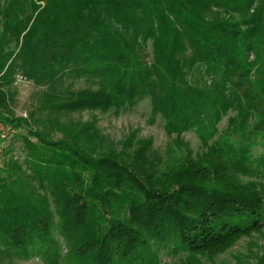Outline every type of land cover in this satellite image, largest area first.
I'll return each mask as SVG.
<instances>
[{
	"label": "trees",
	"instance_id": "16d2710c",
	"mask_svg": "<svg viewBox=\"0 0 264 264\" xmlns=\"http://www.w3.org/2000/svg\"><path fill=\"white\" fill-rule=\"evenodd\" d=\"M17 75L44 88L49 115L148 98L174 144L157 162L150 140L116 151L79 122L57 123L52 141L13 117ZM0 125L37 139L24 138L30 174L0 176V264H159L158 247L200 264L264 228V0H0Z\"/></svg>",
	"mask_w": 264,
	"mask_h": 264
},
{
	"label": "rangeland",
	"instance_id": "374dc122",
	"mask_svg": "<svg viewBox=\"0 0 264 264\" xmlns=\"http://www.w3.org/2000/svg\"><path fill=\"white\" fill-rule=\"evenodd\" d=\"M148 56L151 54L150 44L146 49ZM252 58V57H251ZM68 83L73 84L74 90L92 89L96 86L86 79H79ZM44 92L43 87L35 86L32 82L26 81L19 75L16 76L15 82L9 87L8 93L12 94V103L10 106L13 110L14 118L28 119L30 124L34 119L37 130L48 139L57 141L61 138V133L56 129V124H67L70 122H79L81 124L90 123L98 129V133L105 139V145L109 148L121 151L123 144L131 134L135 135V141H151V157L153 160L164 162L169 147L172 146L176 136L166 135L164 131V120L157 116L151 122V103L148 98H144L133 107L125 108L119 112L110 110L105 113L100 112H77L68 115H49L37 108L38 101ZM37 108V109H36ZM232 113L224 116L219 124V130L225 128L228 118ZM21 127L0 125V176H4V171L9 166L13 170L22 171L29 175L28 169V151L25 147L27 138L33 143L37 142L35 137L29 136L27 130ZM60 127H62L60 125ZM180 139L187 146L193 157L200 155L203 150L197 134L193 131L184 132ZM185 152V151H184ZM10 168V167H9ZM16 173V172H15ZM252 181V180H245ZM55 239L59 242L58 254L64 259L68 253V246L59 233L55 234ZM159 264H186V254L173 256L171 251L164 247H158ZM264 251V228L259 232H252L248 236L242 237L225 252L220 253L212 258H200V264H255L257 257ZM3 264H47L45 259L39 255H32L26 260H4ZM60 264H66L64 261Z\"/></svg>",
	"mask_w": 264,
	"mask_h": 264
}]
</instances>
